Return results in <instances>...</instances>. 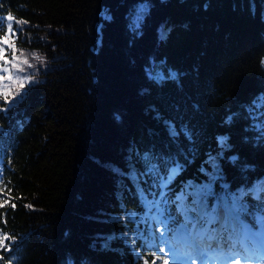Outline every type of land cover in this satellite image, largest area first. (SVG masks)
Segmentation results:
<instances>
[{
	"label": "trees",
	"instance_id": "1",
	"mask_svg": "<svg viewBox=\"0 0 264 264\" xmlns=\"http://www.w3.org/2000/svg\"><path fill=\"white\" fill-rule=\"evenodd\" d=\"M0 24L9 41L0 43V76L10 77L0 81L9 92L0 99V200L9 201L0 230L12 237L0 264H133L112 219L120 206L142 192L180 197L215 168L207 210L231 206L233 195L237 206L226 214L219 205L214 224L197 214L185 224L173 204V219L161 222L172 242L168 264H180L169 249L183 225L220 250L239 237L252 246L221 264H264V187H256L264 185V0H0ZM137 152L176 157L183 168L167 188L154 187Z\"/></svg>",
	"mask_w": 264,
	"mask_h": 264
},
{
	"label": "snow or ice",
	"instance_id": "2",
	"mask_svg": "<svg viewBox=\"0 0 264 264\" xmlns=\"http://www.w3.org/2000/svg\"><path fill=\"white\" fill-rule=\"evenodd\" d=\"M147 8V5H141L139 7V11H136L134 19H131V27L133 30L137 29V26L140 23L141 18L144 15V9ZM255 8V5H253V10ZM6 19L11 22L13 20V16L11 13L8 14ZM18 24L23 25L26 24V21L19 20L17 21ZM0 27H3L2 24H0ZM8 30L9 32L12 31V25L9 23L8 25ZM164 36V31L162 30L161 32V37L163 38ZM8 38L5 37L4 39H0V43H8ZM33 56L35 57L36 61L39 64H44L45 63V58L43 56H36L35 53H33ZM4 57V50L0 49V59H3ZM5 64L8 63V61H4ZM22 63L27 64L28 61H23ZM33 65H29V67H32ZM6 70V69H5ZM180 77V73L177 71H170L168 73V78L174 81H178ZM4 79H10V77H5V76H0V81ZM27 79H31V77H28ZM164 77L162 76H157L158 81H163ZM20 86L23 87V81H20ZM145 93L148 92V89L144 90ZM8 96L9 92L8 91H2L0 92V99H3L5 103L8 102ZM148 111L154 112V119L160 120L162 119L159 110L154 109V108H149ZM117 120L120 119V116L117 115L115 117ZM261 120H264V117H261ZM165 126L168 128L170 136L172 138H176L178 135V130L172 125L171 122L169 121H164ZM264 126V125H261ZM183 134H185L188 139L191 141L192 140V132L191 130L186 127L182 126L181 129L179 130ZM147 134L149 136L155 135L152 129H147ZM223 142V147L227 148L229 145L227 144V137H220L218 138ZM192 152H195V149H191ZM136 155L144 162L145 164V171L144 175L152 176L153 177V186H156L157 180L159 181V186L161 188H167V184L169 181L173 179V176L175 173L183 168V165L180 164L179 160L176 157H153L151 153L149 152H144L143 154H140L139 152L136 153ZM184 155L187 156V150L184 151ZM162 160L163 164L159 163H153V160ZM235 159V158H233ZM214 164V161H212ZM114 172L120 173L119 169L114 168ZM207 171V169H205ZM123 174V173H120ZM129 176L134 179V182L137 181V174L136 170L133 168L132 171L129 173ZM220 179L219 176V169L215 168L212 172L209 173V179L206 182L203 183H197V182H192V184L189 185L188 189L185 190L184 194L180 197H175L174 199H171L166 193L162 192L160 199L156 200H146V198L143 196L142 192V200H145L146 204V215H153L156 214L160 220V222L167 224L171 219V207L173 204L178 208L179 214L183 215L184 222L185 224L193 223V214H197L201 219L207 217L208 223L209 224H214L218 221L219 217L216 215L217 210L219 209V205L213 206L212 210L209 212L208 205H207V191L210 189V187L214 184V182ZM257 188L264 187V185H258L256 186ZM241 195H244L245 193L243 190H240ZM233 202L231 206L227 202L224 204V210L226 214H230L233 210H235L238 200L235 198V195ZM9 205L8 200H0V208H4ZM11 207H15V204H12ZM167 215V218H166ZM227 217V215H226ZM12 240V237L9 233L4 232L3 230H0V249H7L10 247V242ZM156 260L154 264H157ZM9 262L10 264H14L13 258L9 257ZM160 264H162L161 261H159ZM163 264H168V260L165 259L163 261Z\"/></svg>",
	"mask_w": 264,
	"mask_h": 264
},
{
	"label": "clouds",
	"instance_id": "3",
	"mask_svg": "<svg viewBox=\"0 0 264 264\" xmlns=\"http://www.w3.org/2000/svg\"><path fill=\"white\" fill-rule=\"evenodd\" d=\"M168 196L171 199L175 198L171 192L168 193ZM145 198L148 200L146 196ZM133 199L136 201L134 205L122 204L119 214L112 218L113 222L123 225L120 238L129 248L133 264H149V257L153 258L152 264L156 260L163 264L165 259H169L166 246L172 242L167 240V232L161 227L158 216L156 214L146 215L145 200H142L138 195Z\"/></svg>",
	"mask_w": 264,
	"mask_h": 264
},
{
	"label": "rangeland",
	"instance_id": "4",
	"mask_svg": "<svg viewBox=\"0 0 264 264\" xmlns=\"http://www.w3.org/2000/svg\"><path fill=\"white\" fill-rule=\"evenodd\" d=\"M12 25V24H11ZM19 29V28H18ZM14 30V28H13V26H12V31ZM11 31V32H12ZM6 32L7 33H11V32H9V30H8V27H7V29H6ZM36 54V53H35ZM149 69H150V66H146V70H147V72H148V74L151 76L152 75V73L149 71ZM173 71V70H172ZM220 137H223V135H220ZM215 204L216 203H214L213 204V206H215ZM218 205H219V203H218ZM182 236V235H181ZM240 239H243V238H240ZM260 249V248H259ZM212 254V253H211ZM178 258H180V257H178ZM216 264H218V263H216Z\"/></svg>",
	"mask_w": 264,
	"mask_h": 264
},
{
	"label": "bare ground",
	"instance_id": "5",
	"mask_svg": "<svg viewBox=\"0 0 264 264\" xmlns=\"http://www.w3.org/2000/svg\"><path fill=\"white\" fill-rule=\"evenodd\" d=\"M182 115H183V113H182ZM185 116H186V115H185ZM191 118H192V117H191ZM178 120H179V119H178ZM183 122H184V121H183ZM188 122H189V121H188ZM184 125H185V124H184ZM184 125H183V126H184ZM192 125H193V124H192ZM186 126H187V125H186ZM187 138H188V137H187ZM191 142H192V141H191ZM182 144H183V143H182ZM186 144H187V143H186ZM194 145H195V144H194ZM188 146H189V145H188ZM188 146H187V147H188ZM196 146H197V145H196ZM177 147H178V146H177ZM181 147H182V146H181ZM190 147H191V146H190ZM182 148H183V147H182ZM184 149H185V148H184ZM184 149H183V150H184ZM194 149H195V148H194ZM183 150H182V151H183ZM176 151H177V150H176ZM187 155H188V154H187ZM184 157H185V156H184Z\"/></svg>",
	"mask_w": 264,
	"mask_h": 264
}]
</instances>
